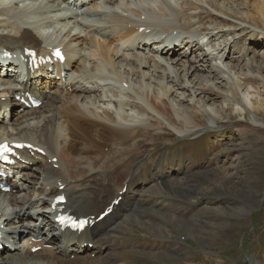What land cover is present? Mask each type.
I'll list each match as a JSON object with an SVG mask.
<instances>
[{
  "label": "bare ground",
  "instance_id": "1",
  "mask_svg": "<svg viewBox=\"0 0 264 264\" xmlns=\"http://www.w3.org/2000/svg\"><path fill=\"white\" fill-rule=\"evenodd\" d=\"M5 1L0 0V28L3 29L0 30L2 32L0 47L13 53L23 52L25 48L44 53V46L62 47L67 56L63 71L66 78H69L67 85L70 89L66 91L59 89L60 81L56 82L52 78L48 83L46 82V85L51 83L52 86L48 87L49 90L45 94V84L44 87L39 88L32 86L30 79L23 82L20 90L32 92L42 98L43 104L37 109L15 114L12 120L13 115H10L9 126H4L5 123L2 122L4 117L1 115L8 112V108L12 109L17 105L11 96L13 94L21 96V93H13L10 90L13 89L10 79L0 80V143L4 141L28 143L44 153L43 156L38 157L40 163L36 167L32 165L35 163L37 152H34L33 156H31L32 150L21 153L24 162L17 163L15 167L16 170H29L28 175L23 178V183L26 181L30 184V196L16 198L10 193H0V226L11 228L14 222H17L20 229L34 227V235L26 232V235L19 238L13 252L0 254V264H121V254L117 249L122 244V240L115 235L119 226L117 223L122 219L120 224L125 223L127 218L138 219L133 216L134 212L131 215L128 212L144 190V193L148 192L157 197L164 194L166 188L164 184L150 185L153 182L150 178L149 181H141L133 180L131 177L116 212L103 221L95 220L121 191L124 184V181L120 182L116 190L109 191L113 187V176L110 172L100 169L107 167L108 170L121 166V163L129 157L126 155L125 158H120L126 153L129 154L128 149L121 146L132 141L134 145L138 143L136 140L138 134L144 137L151 132L150 130H157L156 127L153 128V123L156 121L151 118L148 120L153 123H140L143 118H137L136 115L145 113L144 109L135 103L136 98L129 95V91L137 97H142L143 92L147 90L146 99L150 102L151 110L166 119L169 125L175 111L174 106L179 107L180 111L181 106L185 107L186 97L196 99L199 107L190 106L185 110V128L187 127L188 131L177 130V133L180 132L176 134L179 138L200 129H211L221 118L222 113L221 109L212 115L207 109L208 103L214 100L212 96H218L213 92L216 88L213 79L225 78L224 86L236 95L237 90L233 81L236 82L237 88L245 85L253 89L250 82L255 81L257 77L262 78L261 73L264 68L258 67L254 76L255 67L252 59L242 65L240 71L244 73L235 71L236 68L229 66V63L225 65L227 41L208 46L204 44L202 38L211 34H204L206 29L199 25L194 29L193 24L199 21L203 6L222 15L227 11H233L229 16L231 15L233 19L237 18L244 25H240V28L231 25L227 30H218L213 35L216 31L214 28L210 40L214 41L218 36L223 39L229 34L240 31L244 35L237 41L233 40L230 46L240 44L248 36L254 43H259L255 41L264 36L257 37L258 35L249 33L264 29V23H261L264 21V14L261 9H257L255 14L259 18H255L248 12L235 11L234 8L228 7L232 1L225 3L222 0H92L82 9L84 12L81 13L85 15L78 14L81 11L78 0ZM233 1L235 3L237 0ZM260 1L264 8V0ZM19 3L22 4L18 5ZM17 11L22 15L17 17L15 15ZM31 12H41L45 16L29 22L28 15ZM39 20L52 26L60 23L61 29L52 27L56 32L42 30L45 26L42 29H35L34 25ZM180 21H183L182 27ZM219 22L226 24L224 20ZM22 23L31 26L24 28ZM71 23L80 27L81 31L76 34L69 32ZM150 29L152 33L148 31ZM62 32L67 36L64 38L62 36L59 40L57 37ZM183 34L186 36L182 37ZM42 41H45L44 46L41 45ZM199 44L200 52H203L200 55H195V52L191 51L189 55L186 51L181 52L190 47L198 49ZM148 45H154L148 50L151 55L143 52ZM71 47L74 49L69 50ZM222 52V57H219ZM192 54L194 57H190ZM225 69L227 71H223ZM203 72L206 75H198ZM56 76L62 79L60 74ZM27 77L29 78V75ZM196 78L200 81L198 84L194 83ZM35 79L38 82L44 80L41 77ZM73 83L75 86L72 85ZM152 85L157 86L158 90L148 95V90L153 88ZM72 89L76 90L71 91ZM98 90L104 92L98 93ZM176 90L183 92L170 100L169 95L174 94ZM254 90V93L258 94L260 88ZM248 94L250 96V93ZM2 99L6 101L3 103ZM234 99L241 103L238 97ZM249 107L255 114L264 111L262 102H251ZM41 109H44V112H40ZM202 114L212 123L211 125L208 121L202 120L199 123L196 120L202 118ZM147 117L143 120L145 121ZM252 122L253 127L249 132H256L257 122L254 120ZM172 124L174 128L176 123ZM115 148L118 150L121 148L118 156L115 155L118 151L114 150ZM133 148L135 147L131 149ZM54 159H56L55 163ZM56 165L59 168L54 169ZM136 166L135 162L132 163L133 170L138 171ZM223 166H219L222 174L218 171L216 175H221L222 179L230 181V176L224 171ZM34 181L42 182L38 185ZM7 182L12 190L20 192L15 179L12 178ZM171 183L178 186L177 191L188 188L176 180ZM60 186H64L63 192L67 198L62 212H69L70 215L82 218L94 217L91 221L96 223L80 234L72 236L58 232L57 225L49 219V214L52 212L49 210L50 204L61 195ZM24 189L22 188V191ZM41 223L47 227V232L39 228ZM20 236L21 233L17 235ZM10 239L14 242L13 238ZM45 245H55V248L46 249ZM36 247H41V250L32 253V249ZM89 255H93V260L88 258ZM71 257L73 260H70Z\"/></svg>",
  "mask_w": 264,
  "mask_h": 264
},
{
  "label": "rangeland",
  "instance_id": "2",
  "mask_svg": "<svg viewBox=\"0 0 264 264\" xmlns=\"http://www.w3.org/2000/svg\"><path fill=\"white\" fill-rule=\"evenodd\" d=\"M231 1L228 7L234 8L235 11L248 12L255 18H259L255 14L257 9H261L264 14L260 0H237L235 3L233 0H222L225 3ZM202 8L199 21L193 26L194 29L198 25L204 27L206 29L204 34L212 35L214 28L216 31L213 35L218 30H227L231 25L239 28L240 25H244L237 18L233 19L231 15L229 16L233 11H227L222 15L207 6ZM219 20L226 21V24L220 23ZM180 23L182 27L183 21ZM263 30L249 34L264 36ZM243 35L244 33L238 31L223 39L218 36L215 38L218 42L210 41V46L227 41L225 54L228 59L226 58L224 64L229 63V66L236 68L235 71L244 73L240 71L242 65L252 59L255 67L253 75L256 76L257 68L260 66L264 68V37L255 41L259 43H254L248 36L240 44L230 46L233 40L237 41ZM184 36L186 34H183ZM148 50L149 47H145L144 53L151 55ZM190 50L192 52L198 49L190 47L181 52L186 51L188 55ZM200 53L203 52H196L195 55ZM222 55L223 52L218 56L222 57ZM261 58L263 60H260ZM204 74L206 75L205 72L198 73L203 76ZM261 76L262 78L257 77L255 81L250 82L253 89L245 85L237 88L236 82L233 81L237 90L236 95L224 86L225 78L215 77L213 82L216 83V88L213 92L218 96H212L214 102H209L207 109L212 115L222 109L221 118L211 129L190 132L182 138L177 136L180 133H177V130L188 131L187 127L185 128V110L190 106L199 107L196 99L187 97L184 99L186 95L181 96L185 107L181 106L183 110L180 109V113L179 107L173 104L175 111L169 125L166 119L151 110L150 102L146 99L147 90L143 92L142 97H137L129 91V95L136 98L135 103L145 112L136 117L144 119L148 116L145 121L141 119L140 123L148 124L150 122L148 118H151L156 121L150 123H153V128L156 127L157 130H150L151 132L144 137L138 134L136 138L138 143L134 145H132L133 141L122 145L121 147L128 149L129 154L126 153L120 158L128 155L127 160H124L121 166L119 163L116 168L107 170L105 167L100 171L106 170L113 176V187L109 191L116 190L120 182L129 180L132 175L133 180L141 181H147L150 175H154L157 178L154 184H164L166 188L164 194L157 197L143 192L128 213L131 215L134 212L133 216L138 219L127 218L125 223L120 224L123 219L118 223L115 235L122 240V244L117 249L121 254V264H264V111L255 114L249 107L251 102H262L264 105V88H262L264 70ZM199 82L196 78L194 83ZM153 88L148 90V95L157 92L158 87L153 86ZM254 88H260L258 94L254 93ZM74 90L76 89L71 91ZM182 92L176 90L175 95H169L170 100ZM234 97H238L241 103H238ZM246 99L249 103L245 101ZM43 110L41 112H44ZM201 116L202 118L196 119L199 123L204 120L212 124L204 114ZM253 120L257 122L258 127L255 129L256 132H249L253 127ZM172 123H176L174 128L171 126ZM132 147L135 148L131 149ZM119 150L115 152L116 156L121 153ZM134 162L138 171L133 170ZM221 165H224V171L230 176V181H225L221 175H216L218 171L222 174L219 169ZM152 166L151 174L148 176V169ZM140 172L142 174L138 177ZM174 180L188 188L183 187L185 190L177 191L178 186L171 183H174ZM34 182L38 185L41 183V181ZM19 184L25 189L20 193H11V196L16 198L30 196V184L26 181Z\"/></svg>",
  "mask_w": 264,
  "mask_h": 264
}]
</instances>
